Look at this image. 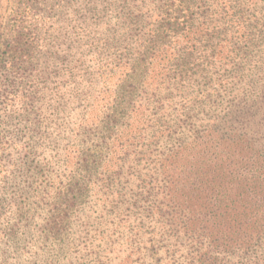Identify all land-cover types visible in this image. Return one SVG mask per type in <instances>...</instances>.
<instances>
[{"label":"trees","instance_id":"trees-1","mask_svg":"<svg viewBox=\"0 0 264 264\" xmlns=\"http://www.w3.org/2000/svg\"><path fill=\"white\" fill-rule=\"evenodd\" d=\"M208 1V9L194 12L191 0H171L152 10L135 0H108L120 7V18L149 35L136 42L132 61L120 54L98 59L100 78L116 73L119 78L115 88L106 81L95 109L99 94L90 95L86 112L77 115L76 140L85 133L92 146L84 151L76 143L72 153H60L61 173L45 189L22 182L42 209L28 208L35 248L51 254L65 243L87 264H264V56L231 80L224 78L239 44L247 46L242 55L256 44L261 0ZM91 5L97 14L99 0ZM173 28L178 31L169 35ZM211 33L213 67L222 59L220 66L226 65L205 76L209 80L202 78L204 90L196 91L200 80L192 81L191 92L173 85L181 100L192 92L198 100L186 109L178 99L182 112L154 131L161 118L148 112L159 103L161 86L175 78L172 63L196 53L198 38ZM142 55L149 58L146 74L157 63L161 82L148 84V74L144 84L131 82L134 60ZM81 161L83 170L77 166ZM80 201L103 227L83 243L66 239L78 227L69 212ZM23 208L18 205L14 213Z\"/></svg>","mask_w":264,"mask_h":264},{"label":"rangeland","instance_id":"rangeland-1","mask_svg":"<svg viewBox=\"0 0 264 264\" xmlns=\"http://www.w3.org/2000/svg\"><path fill=\"white\" fill-rule=\"evenodd\" d=\"M108 3L99 0L98 13L94 14L91 0H0V264H87L84 259H77V254L70 253L65 243L51 254L35 248L37 233L32 228L35 220H31L29 209L30 213H42V209L40 204L39 207L32 202L22 182L29 180L35 189L37 186L45 189V184L61 173L60 153H72L76 143L84 151L92 146L91 141L84 140L85 133H78L76 140L77 115L84 114L85 105L99 94L95 109L106 94V81L115 88L118 84L113 83L119 78L118 73L100 78L96 74L98 59L105 54L110 57L120 54L126 61L134 56L133 47L142 41L140 36L149 35L138 24L120 18V7ZM170 3L171 0H135L143 10ZM258 4L264 15V0ZM189 5L190 11L200 12L208 9L209 1L191 0ZM258 28L253 32L256 44L249 46L245 55L242 51L247 46L239 44L232 67L226 72L222 70L224 78L231 80V74L246 71L264 56V16ZM177 31L173 28L169 35ZM168 39L169 36L163 41ZM198 39L196 53L172 63L171 75L175 74V78L171 76L166 80L170 84L165 82L161 86L160 101L148 112L161 118L152 127L154 131L160 129V123L176 120L182 112L178 99L186 109L198 100L196 92L181 100L173 85H178L180 91L191 92L192 81L200 80L202 86L196 91L204 90L207 86L202 78L226 65L220 66L222 59L213 67L212 57L208 56L216 43L212 33ZM146 51L150 53L151 47ZM148 59V55H142L134 60L131 82L144 84L147 74L148 84L161 78L157 63L146 74ZM178 125L179 122L174 128ZM77 166L84 169L82 161ZM80 203L69 212V219H77L78 227L69 229L66 239L83 243L99 235L103 227L85 214L90 210L85 211ZM18 205L25 208L15 214ZM11 228L15 235H10Z\"/></svg>","mask_w":264,"mask_h":264}]
</instances>
